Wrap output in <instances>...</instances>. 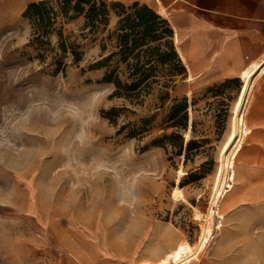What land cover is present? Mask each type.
Segmentation results:
<instances>
[{"label":"rangeland","instance_id":"1","mask_svg":"<svg viewBox=\"0 0 264 264\" xmlns=\"http://www.w3.org/2000/svg\"><path fill=\"white\" fill-rule=\"evenodd\" d=\"M37 1L0 0V264H54L59 253L87 264L95 247L132 252L138 264L178 243L195 246L242 85L238 67L185 68L164 107L153 97L134 102L113 94L104 69L89 68L116 14L86 38L83 17L59 19L38 35L24 16ZM60 30L84 55L75 64L68 53L56 72ZM184 98L187 119L171 126V108ZM155 112L149 131L129 135L141 115ZM244 118L251 132L235 157L244 169L236 202L220 221L212 215V239L189 264L212 249L236 251L234 264H264V76L253 84Z\"/></svg>","mask_w":264,"mask_h":264},{"label":"trees","instance_id":"2","mask_svg":"<svg viewBox=\"0 0 264 264\" xmlns=\"http://www.w3.org/2000/svg\"><path fill=\"white\" fill-rule=\"evenodd\" d=\"M111 12L116 14L117 21L100 43V59L89 68L105 70L103 82L114 84V95L140 103L146 97H153L154 105L164 107L176 81L185 76L186 69L176 51L169 22L150 6L138 2L125 6L120 2L107 3L104 0H40L28 4L24 16L31 20L32 28L38 35H48L59 19L68 21L83 17L80 36L86 38L106 29ZM58 35L61 53L56 72L64 69L63 59L68 53L75 64L84 55L80 43L71 41L61 30ZM108 46L111 47L110 51L104 55ZM186 108L185 98L171 108V126H178L187 119ZM114 112L112 109L105 115H109L111 120ZM158 114L141 115L133 123L129 135L149 131ZM191 145L189 141L186 152L192 149Z\"/></svg>","mask_w":264,"mask_h":264},{"label":"crops","instance_id":"3","mask_svg":"<svg viewBox=\"0 0 264 264\" xmlns=\"http://www.w3.org/2000/svg\"><path fill=\"white\" fill-rule=\"evenodd\" d=\"M132 1L146 4L156 12L160 5L165 8L160 15L169 22L173 37L176 34L178 36L179 41L174 43L182 51L183 57L178 55L185 68L186 63L190 67L187 68L188 72L194 66L205 65L218 67L219 73L226 71L224 67L237 66L239 73L246 62L258 58L264 49V0ZM147 2L153 3L155 7ZM221 205L222 201L219 213ZM90 251L93 257L92 260L88 259L87 264H132L138 260L132 252L114 251L109 247H104L103 254L96 247ZM235 253L212 249L194 264H234L230 257ZM59 254L54 264H79L74 258Z\"/></svg>","mask_w":264,"mask_h":264},{"label":"bare ground","instance_id":"4","mask_svg":"<svg viewBox=\"0 0 264 264\" xmlns=\"http://www.w3.org/2000/svg\"><path fill=\"white\" fill-rule=\"evenodd\" d=\"M160 3V0H156ZM165 8L160 5L157 13H164ZM174 42H178L177 34L173 37ZM176 51L183 57L179 46H175ZM186 67L190 69L188 63ZM264 75V49L258 58L251 59L239 69L241 89L233 104L230 128L225 141L221 146L220 164L217 168L215 184L210 202L208 203L206 216L203 219L201 234L195 246L189 243H178L165 256L157 261L148 259L138 264H189L194 256L207 246L208 238L211 234L212 215L216 214V206L225 187H232L228 195L223 198L221 209L226 212L235 204V193L238 184L244 180V169L235 164V157L239 155L243 147V141L250 134L251 128L246 124L244 113L247 108L249 96L251 95L253 84ZM236 165V169L234 168ZM233 182V183H232ZM180 188L176 185L173 188L172 197L179 195ZM196 216H198L196 214ZM224 217V216H223ZM197 218V217H196ZM216 227V225H214ZM219 226V225H218ZM135 264V263H133Z\"/></svg>","mask_w":264,"mask_h":264},{"label":"built area","instance_id":"5","mask_svg":"<svg viewBox=\"0 0 264 264\" xmlns=\"http://www.w3.org/2000/svg\"><path fill=\"white\" fill-rule=\"evenodd\" d=\"M233 183V182H232ZM231 187H225L224 189H223V192H222V194H221V197H220V199H219V202H218V205L216 206V214L214 215L215 217H216V221L218 222V221H220V219H221V216H220V214H219V205H220V202L222 201V199H223V197L226 195V193L229 191V189H230ZM216 222V227L218 226L217 223ZM211 239H212V235L210 234V236H209V238H208V243H207V245L209 244V242L211 241ZM198 254V253H197Z\"/></svg>","mask_w":264,"mask_h":264}]
</instances>
